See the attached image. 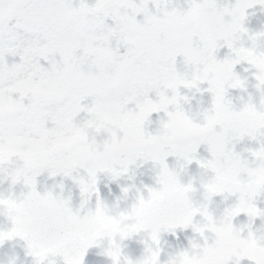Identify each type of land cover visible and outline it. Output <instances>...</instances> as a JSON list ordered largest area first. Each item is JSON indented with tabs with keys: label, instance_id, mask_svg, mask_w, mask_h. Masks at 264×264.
Here are the masks:
<instances>
[{
	"label": "snow or ice",
	"instance_id": "obj_1",
	"mask_svg": "<svg viewBox=\"0 0 264 264\" xmlns=\"http://www.w3.org/2000/svg\"><path fill=\"white\" fill-rule=\"evenodd\" d=\"M257 5L264 11V0H0V184L24 188L0 192L9 224L0 246L22 240L33 264L49 255L86 264L104 240L111 264H264V235L251 226L264 218L256 204L264 193V28L245 26ZM240 64L259 101L249 95L237 106L229 89L248 84ZM181 88L208 94L201 120L182 107L189 98ZM154 113L163 117L150 130ZM245 138L256 144L251 159L235 150ZM170 157L209 173L200 185L205 201L232 202L219 214L194 204L197 189ZM144 164L155 169L152 183L115 213L100 177L116 181ZM45 173L70 180L79 202L63 185L40 190ZM241 214L248 223L237 226ZM189 230L197 239L162 260V234ZM141 232L150 241L142 255L124 254L117 240Z\"/></svg>",
	"mask_w": 264,
	"mask_h": 264
},
{
	"label": "water",
	"instance_id": "obj_2",
	"mask_svg": "<svg viewBox=\"0 0 264 264\" xmlns=\"http://www.w3.org/2000/svg\"><path fill=\"white\" fill-rule=\"evenodd\" d=\"M183 6V0H179ZM249 15L245 21V26L251 31H259L264 28V11L261 10L260 6L257 5L254 8L247 10ZM243 43L245 47L251 46V41L247 39V36H241L239 41ZM228 50L226 48H220L217 55L223 57ZM248 68L247 64L237 65V71L239 72L241 78H247L248 84L246 89H229V98L234 105H240L244 101H247L249 95L253 97L257 102L259 101V93L256 92V89L253 87L255 81L252 80L249 71L245 69ZM256 147L255 142H249L247 138L239 143H236L235 150L241 154L242 157H249L247 149ZM199 157L207 158L208 153L205 150V146L197 150ZM168 164L170 167L175 168L179 173L182 181L184 183H194L197 181H206L209 173L206 172L203 168H198L195 163L191 165L184 166L183 160H173L171 157L168 159ZM75 175V173H73ZM155 176V169L151 164H144L138 168H135L132 172L122 175L118 180L113 181L108 176H101L99 180V187L101 189V196L109 204L110 207H113L115 213H119L122 210H125L130 207L134 202L137 196V189H142L143 184H150ZM39 182L38 186L40 190L55 189L60 190L59 186L63 185V192L65 195H71L73 203L79 202V194L77 189L72 185L71 181L67 178L56 176L49 177L46 173L37 177ZM107 185V187H105ZM120 186H128L129 192L126 196H122L120 193ZM22 184H16L9 188V183L0 191L7 194L9 191L14 194H19L23 191ZM120 199H116L117 197ZM9 226L7 213L5 210L0 209V229H6ZM31 256L25 255L24 242L19 239H13L10 241H5V243L0 246V264H18L20 262L31 259Z\"/></svg>",
	"mask_w": 264,
	"mask_h": 264
},
{
	"label": "rangeland",
	"instance_id": "obj_3",
	"mask_svg": "<svg viewBox=\"0 0 264 264\" xmlns=\"http://www.w3.org/2000/svg\"><path fill=\"white\" fill-rule=\"evenodd\" d=\"M177 3L180 5V3L177 0ZM181 6V5H180ZM178 64L177 66L180 68L181 71H185L186 69L184 68V66L182 64L179 63L180 58H177ZM188 71H191V69H187ZM206 85H203L202 87H205ZM180 92L182 95L187 96L189 99L187 101V103L185 102H181L182 107L185 109L186 112H188V114L195 120H201L202 116H203V109L207 106V101H208V94L207 93H200L197 92L195 89H186V88H181ZM158 116L160 118L163 117V113H159V114H153L151 116V123H149L147 125V127L152 130L158 127ZM100 137H98L99 139ZM9 168L15 167L14 164L9 165ZM5 182H7V180H5ZM195 189H197L198 187H194ZM198 190V189H197ZM196 190V191H197ZM196 191H194L193 193H196ZM192 193V194H193ZM225 195H227V193H225ZM234 199V197H230L228 200H223L222 197L220 196H215L212 197L211 200V205H208L210 210H213L216 214H219L220 212L223 211V209L232 202V200ZM219 201L221 204V208H219L218 210H215L213 203ZM194 204H203L207 201L204 200V197L202 198H198L196 197L195 200L193 201ZM209 203V202H207ZM256 204L257 207L259 208H264V193H261L260 196H258L256 198ZM226 205V206H225ZM197 220L195 221H199L200 217L196 216ZM233 223L236 224L237 226H241V225H245L248 223V218L245 217L243 214H241L240 216L236 217L233 220ZM252 228L253 230H255L257 232L258 235H264V218H257L254 220V222H252ZM247 231V229H245V232ZM179 233V232H177ZM181 234V233H180ZM145 233H137L136 235L132 236L130 239H125L123 241H119L117 240V243H119L123 249L124 254L131 256L133 258H137L139 256L142 255V253L144 252L145 246L146 244L150 243V241L148 240L147 235L145 236ZM187 236L190 239H197V237L195 236V234H193L190 230L186 231L185 233L181 234L182 238L183 236ZM172 235L170 234H162L161 238H160V244L159 247L161 248V259L162 260H166L167 259V255L169 253L174 252L178 247L181 246V244H179L178 242H176V240L172 237ZM187 245L188 239L187 241L185 240V237L183 239ZM108 247V242L107 240L101 241L98 247H93L95 249H99L101 250V248L105 249Z\"/></svg>",
	"mask_w": 264,
	"mask_h": 264
}]
</instances>
